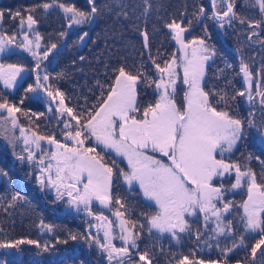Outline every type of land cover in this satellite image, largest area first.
<instances>
[{
    "label": "trees",
    "instance_id": "1",
    "mask_svg": "<svg viewBox=\"0 0 264 264\" xmlns=\"http://www.w3.org/2000/svg\"><path fill=\"white\" fill-rule=\"evenodd\" d=\"M42 1L48 0H0V5L14 9V6L21 8V5L28 7L33 4L32 8H35L33 17L37 20L34 26L42 37L39 52L40 68L37 72L39 74L45 72L49 76L47 84L51 86L50 90L64 93L65 105L72 108L74 114H83L96 109L115 81L117 73L114 70L121 66L133 75L140 73L136 86L139 105L143 107L154 103L156 92L153 90L152 81H155L159 75L155 65L159 64L163 67L165 62L176 53L173 37L166 26L167 23L175 20L186 26L185 37L196 36L205 39L208 43L210 40L217 42L218 51L207 67L203 88L210 93L213 106L225 109L234 117L244 121L245 135L241 139L242 147L238 146L236 149L250 152V157L254 156L252 161L255 160L259 164L264 162V145H260L255 139V135L256 137L258 135L256 129L248 126L249 120H254L257 125L264 121V106L257 105L256 99L248 103L245 97L240 95L244 88L240 76L242 61L249 65L255 77V86L257 83L261 88L264 86V24L254 28L248 23L260 18H258L259 7L254 5L255 0H235L234 11L238 18H233L231 23H228L229 27H224L221 32L217 26L220 21L213 17V12L216 10L223 12L226 8V0L224 2L218 0V8L215 10L212 8L211 0H148L147 4L145 0H95L98 11L92 15L91 20L71 26H68V18L71 14H65L59 7V2L44 10L38 7ZM62 1L84 12H90L92 7L89 0ZM201 7L204 8L203 14L199 11ZM239 18H244L245 23H240ZM62 32L65 35L61 36ZM84 33H87V36H84ZM145 33H147V46H145ZM81 36H84L83 40L80 39ZM52 44H56L57 47L49 52L47 59H43V52ZM8 56L17 59L23 57L22 61L28 69L25 70L26 76L23 82L15 85L13 92H8L9 103H14L19 108L25 107L28 103H35L33 97L23 100L21 95L33 66L28 62L34 64L36 59L27 58L29 56L23 51L11 52ZM1 90L4 93L3 86ZM24 94L30 95L29 92ZM221 95L225 97L224 100L220 99ZM18 116L19 125L22 121L24 123L31 121L28 120L31 119L29 117L19 114ZM61 116L58 118L47 114L45 124L39 128L36 124L35 130L41 132L39 130L48 127V134L58 141L62 140L65 131L64 122L70 117L67 114L68 117ZM37 121L40 122L41 119ZM71 122L73 125L76 123ZM29 125L33 126V123L30 122ZM8 126L7 124L6 127ZM5 135L4 129L1 128L0 141H4L5 145L0 146V172L6 175L0 176V242L10 239L11 241L32 239L39 240L41 244L48 242L49 248L44 251L29 244H22L19 249L0 248V264H110L107 253L98 247L94 239L99 237L103 243L104 230L87 225L92 222H89V215L84 216L85 211L82 210L84 205L77 208L67 202L66 195L62 199H57L54 195L56 190L47 185L46 179L43 187L38 182L37 178L41 176L40 169L47 164V159L45 165L38 163L40 157L44 155L43 143L39 149H34L35 159L29 162L26 159V151L23 154L24 160L16 159V153L11 152L7 140L3 138ZM34 146L35 144L31 145V148ZM53 146L55 145H50ZM84 146L95 148L105 161H108V156L112 155L109 149L93 144L90 137L85 140ZM260 167L264 171V163ZM255 171L256 176L263 180L264 172L259 169ZM44 175L46 178L47 174ZM116 179L117 177L114 176L113 182ZM112 185H114L112 186L113 204L111 203L113 208L117 194L124 200L132 198L143 203L147 201L137 190L135 194H129L121 180H116ZM16 193H19V197L13 201L12 197ZM93 202L96 207L103 206L97 204L95 199L91 203ZM92 212L95 216L100 214L98 210ZM112 217L113 215L108 214L105 220L107 225L109 221L111 222L112 243L116 247H122L123 241L118 238L120 231L118 225H114ZM41 221L44 225H51L53 231L49 232L47 229L42 231ZM138 225L140 227L136 224L132 229L139 234L138 249L132 250L133 264H138L139 255L144 252L149 254L152 264H176L178 261L176 259L184 256L192 260L193 256H198L200 252L195 244L196 246H193L195 250L191 255L188 249L192 247L186 245L185 240L193 237L195 232H178L174 238L171 233L159 232L156 229L149 232V225H146L144 219ZM70 234L76 235L77 239H70ZM254 245L250 242L237 244L236 247L239 249L231 252L232 256L228 258L227 264H233L236 260L249 264L253 259L256 260V264H264V254L261 249L257 250L255 258L251 257V248ZM203 250L209 252V249ZM111 264H116V261H112Z\"/></svg>",
    "mask_w": 264,
    "mask_h": 264
},
{
    "label": "snow or ice",
    "instance_id": "2",
    "mask_svg": "<svg viewBox=\"0 0 264 264\" xmlns=\"http://www.w3.org/2000/svg\"><path fill=\"white\" fill-rule=\"evenodd\" d=\"M56 2L57 0H52V3H44L38 7L47 10ZM255 2L260 13L264 15V0H255ZM89 3L92 4L90 12L59 4L65 14H71L68 18L69 26L84 24L91 20L98 9L95 0H89ZM147 3L148 0H145V4ZM211 5L214 10L217 9L218 0H211ZM234 6L235 0H226L225 11L213 12V17L220 21L221 27L225 23L230 24L233 18H238ZM26 11L29 14L25 19L20 11L9 10L5 13L3 9H0V21L6 14L12 18L19 17L21 29L26 24L28 30L33 31V25L37 23V20L31 13L35 11V8H29ZM199 11L203 14L204 8L201 7ZM239 19L240 23H245L244 18ZM248 23L256 28L264 24V20L248 21ZM166 26L172 31L173 38L183 55L179 58V62L174 56L170 62H165L163 67L159 64L155 65L159 79L152 83L155 84L158 97L154 104L149 103L143 108L142 115L138 106L136 89L140 73L133 75L123 66L114 70L117 74L106 98L94 111L89 110L83 114H74L73 109L65 105L64 93L59 90H49L51 86L42 82L48 81L49 76L41 77L37 72L35 85L29 84L25 91L37 92L43 89L50 98V103L59 97V106L56 111L60 115L67 114L70 117L64 122L65 131L63 132L65 140L70 143H61L54 136L43 137L36 133H32L31 137L25 135V128L19 125L18 114L29 116V113L22 112L16 104L9 103L2 94H0V110L6 111L7 115H0V127L9 123L13 129L19 127L21 137L15 139L23 138L27 152L26 159L29 162L35 159V153L29 147L31 144H35L39 149L40 141L46 139L49 144L55 145V151L40 157L38 163L45 165L47 159V164L41 167V176L37 179L42 187L46 179L47 185L56 190L57 199H62L66 195L70 204L77 208L84 205L85 210H89V205L94 199L108 207L112 202L111 189L114 169H116L129 185L138 183L143 195L155 202L157 211L148 217L149 232L152 229L159 232L167 231L171 232L174 238L177 236V229L179 232H184L188 227L185 214H194L197 208L201 212H211L217 220L220 219L221 209L216 208L213 201L223 198L222 186L214 187L211 182L214 176H224L225 173L234 170L235 183L232 188L241 187L242 182L247 184V199L241 205L243 208L241 220L244 228L254 233L259 232L261 235L251 248V255L255 258L257 250L264 246V182L257 183L256 173L250 167L245 166L242 170L237 162L227 163L223 158L217 159V153L223 157L225 152L232 151L237 142L243 138L244 121L234 117L227 110H218L213 106L210 93L202 87L205 64L214 55V51L206 44L205 39L199 38L186 42L184 33L187 29L181 23L173 20ZM60 35L63 36L65 33L62 32ZM34 36L35 41L29 39L25 33V42L18 47H23L31 53L37 60L36 68L39 69L41 54L34 51L33 46L39 49L42 37L39 32H34ZM84 36H87V33H84ZM84 36L80 39L83 40ZM144 37L145 46H147V33ZM14 40V35L6 37L5 34L0 33V52H3L6 45ZM56 47V44H52L43 52L42 58L47 59L49 52ZM178 67L183 68L182 82L187 86L180 105L176 101L177 80L180 78ZM24 71L25 68L22 65L0 63V82L6 88H12ZM240 72L243 73L248 85V100L252 101L253 73L249 65L243 61ZM260 89L261 85L258 83L257 95L260 97V104L264 106V90ZM240 95L244 93L241 92ZM220 99L224 100L225 97L221 95ZM49 110L51 111V108ZM138 115L140 118H137ZM71 121H75V125ZM248 126L255 128L264 142V121L257 125L254 120H249ZM89 137L94 138L97 145H103L104 148L114 151L116 155L124 157L127 160L128 171L118 169L115 161L110 166L95 148L85 147V140ZM149 151L162 154L167 159V163L163 159L149 155ZM18 158L25 159L23 155ZM0 174L6 175L2 172ZM18 197L19 193H16L12 200L15 201ZM116 204L124 207L119 198L116 199ZM231 204V201L224 204L223 211H228ZM114 214L120 218L121 234L118 238L123 241L124 246L116 247L112 243L113 233L110 221L104 228V242L102 243L99 237H96L95 243L107 253L110 264L112 261H116V264H133L132 250L138 249L139 239V234L132 230L136 224L124 219L125 213L119 209ZM208 218V215H205L206 221ZM96 219L104 221L107 218L101 215ZM230 226L231 221L228 222L229 231H231ZM44 229L53 231L51 225H44L41 221V230ZM217 230L222 233L224 228L217 224ZM70 239L76 240L77 236L70 234ZM242 241L243 237H241ZM22 244L35 245L44 251L49 248L48 242L41 244L39 240L32 239L3 241L0 242V248L19 249ZM224 251L231 252L232 248ZM138 264H152V259L147 252L139 255ZM176 264H196V262L184 256ZM198 264H205V262L200 260ZM211 264L216 262L213 261ZM224 264H227L226 257ZM237 264L240 262L237 261Z\"/></svg>",
    "mask_w": 264,
    "mask_h": 264
},
{
    "label": "rangeland",
    "instance_id": "3",
    "mask_svg": "<svg viewBox=\"0 0 264 264\" xmlns=\"http://www.w3.org/2000/svg\"><path fill=\"white\" fill-rule=\"evenodd\" d=\"M57 2H59V4H64V5L68 6L66 1L57 0ZM41 3L42 4L52 3V0L42 1ZM254 5H256V4H254ZM32 6H33V4H31L28 7L21 5V8L14 6L15 7L14 9H11V8L7 9V7L0 5V9H3L5 11V13H7L9 10L12 12L20 11L21 15L23 17H25V19H26L27 15L29 14L26 11V9L32 8ZM256 6H258V5H256ZM22 7H24V9ZM225 10H226V8H225ZM31 15H33V12L31 13ZM258 15H259L258 18L260 17L259 20H264V15H262L260 12H258ZM167 24H169V23H167ZM181 25L186 28L185 25H183V24H181ZM68 26H69V22H68ZM217 26L221 32L224 29V27L227 26V28H228L229 24L225 23L224 26L221 27L220 22H218ZM169 31L171 33V36L173 37L172 31L170 29H169ZM34 32H38L34 25H33V31H29L26 24L23 27V29H21L20 18L19 17L12 18L6 14L3 18V20L0 21V33L5 34L6 37L14 35L15 40H14V42L7 44L5 47V50L3 52H0V63L5 64V65H7V64L22 65L25 68V70H28L26 68V64H24L22 61L23 57H22V59H21V57H19V59H17V57H18V55H17L16 58H12V57L9 58L8 55H10L11 52H14V51L15 52H22L23 51L24 53H26L29 56L27 58H30V57L32 58L33 56L31 55L30 52L26 51L23 47H18V45H21L25 42L24 41V34L25 33H27L29 39L35 41ZM249 37H250V35L248 36V38ZM199 38H201V37L194 36L191 38H187L184 35V39L186 42L193 40V39H199ZM173 40H174V43L176 46V53H175V55L172 56V58L168 62H170L174 56L177 59V61L179 62V58L183 55V53L180 51L179 45L176 43L174 38H173ZM205 42L214 51V55L205 64V75H206V71H207V67H208L209 63L211 62V60H213L216 57V53L218 51V44H217V42L214 43V41H211V40H210V43H208L207 41H205ZM33 50L40 52V48L36 49L34 46H33ZM28 64L33 65V66H31V75H30L29 79L27 80V84H26V86H24V88L22 90L23 95H21L22 96L21 99L24 100L26 98L33 97L34 100L36 101L37 105H35V106L32 105L31 107H26V105H25V107L20 108L22 112H28L29 113V116H23V117L31 118V119H28L31 121H29L27 123L26 122L24 123V121H22L20 126H22V127L28 126V127L33 129L32 130L30 128L24 127L25 128V135H27L29 137L32 136V133H36V135L43 136V137L52 136L51 134H48V127L39 130L41 132H38V130H35V129H36V124H38V128L41 125L45 124L44 121L47 119L46 118L47 114L51 115V116L54 115L58 118L62 117L56 111V109L59 106L58 105L59 97H57L55 101H51V103H50L49 102L50 98L47 96L46 92L43 89H39L37 92H29L30 95L24 94V93H26L25 89H27L29 84L35 85L36 75H37V68H36L37 60L34 62V64L29 63V62H28ZM178 72H179L180 78L177 80L176 101H177V104L180 105L183 102V93H184V91L187 90V86L184 85L182 82L183 68L178 67ZM39 75L41 77H43L44 75H47V74H45V72L44 73L42 72ZM240 76L242 78V83L244 86V88H243L244 95L243 96L248 101V103H251V101L248 100V85L246 84V82L244 80L243 73L240 72ZM205 78L206 77L204 76V79L202 81V87H203V84L205 82ZM254 78L255 77L253 75V83H252V88H251V93L253 96L252 101H254L256 99L257 105H260V97H259V95H257V86H255V84H254ZM18 79H20V76H19V78H17V81H18ZM158 79H159V75L157 76L156 80H158ZM42 82L45 85H48L47 81H42ZM258 82H260V80ZM1 86H3V88L5 89L4 93L1 90ZM14 87L6 88L4 86V84L2 82H0V94H2L3 97L9 101L8 92H13ZM153 90H155V92H156L155 98H154V103H155V100L158 97V92L155 88V84H153ZM261 90H264V86H263V88H261ZM10 94H13V93H10ZM137 100H138V97H137ZM39 101H41L43 103V107L40 106ZM138 106L141 109V115H142L143 108L147 107V106L145 105V106L141 107L139 105V102H138ZM50 108H51V111L49 110ZM218 110H225V109L219 108ZM0 115L6 116L7 113L4 110H0ZM64 115L66 116V114H64ZM66 117H68V116H66ZM137 118H140L139 115ZM37 119H41V121L38 122ZM30 122L33 123V126L29 125ZM8 125H9L8 127H6V125H4L3 127H0V129L1 128L4 129L6 135L3 138H5L7 140L8 144L11 148L10 149L11 152L16 153L15 157L17 159L20 156V154L21 155L24 154L25 145L23 142V138L15 139L17 137H21L19 127H17V129L16 128L13 129L11 127L10 123ZM62 138L63 139L60 140L61 143H66V142L70 143L69 141L65 140L63 134H62ZM255 139L260 143V145H264V142H262L261 138L258 135H257V137L255 135ZM10 140H12L13 142L10 143L9 142ZM90 141H92L93 144L97 145L94 138L90 137ZM241 141L242 140L237 142V145L232 149V151L225 152L223 157H221L220 154L217 153V159L223 158L225 160V162H227V163L237 162L241 165L242 170H244L245 166H247V167H250L255 173H256L255 169L256 170L259 169L260 171L264 172L263 170H261L262 168L260 167L262 165V163L259 164V163L255 162V160H253V161L251 160V159H253L254 156L249 159V156L251 154L250 152H248L247 150L241 151L239 149H236L238 146L242 147ZM4 143H5L4 141H0V146L4 147V145H5ZM42 143H43L42 148H44L43 154L51 153V152L55 151V146L50 147L51 144H49V142L46 139L41 140L40 145ZM31 145H34V144H31ZM31 145L29 147H30V150L33 152L34 149L36 148V146H34V148H31ZM100 146H103V145H100ZM109 150L112 152V155L108 156L109 160L107 162L109 163V165L111 166L112 162L115 161L116 167L118 169H123L125 171H128L127 160L122 156L116 155V153L114 151H112L111 149H109ZM149 155H154L159 159H163L167 163V159L165 157H163V155L160 153H153V152L149 151ZM255 156H258V155H255ZM12 159H13V157H12ZM119 159H122V161H120ZM20 169L22 172H24L22 168H20ZM114 173H115L114 176L117 177V179H116L117 181L121 180L123 183H127L123 179V177L119 174V172L116 171V169H114ZM262 175H264V174H262ZM0 176H1V174H0ZM116 180H115V182H112V184L116 183ZM262 182H264V179L261 180L259 177H257V183H262ZM211 183L213 184L214 187H221L222 186L223 198L222 199H216L213 201L216 208L221 209L220 219L217 220V218L215 216H212L211 212H208V213L201 212L198 208L196 209L194 214H187V213L185 214V219L188 223V227H187L186 231L195 232L193 237H190V238L186 237L187 238L185 240V241H187L186 245H188L189 247H192V249L189 248L188 250H190V254L192 255L193 251L195 250L193 248V246L195 244H197V246L200 249L198 256L195 255L192 258V260L195 261L196 264H198V262L200 260H203L205 262V264H211V262H213V261H215L216 264H224L225 257L228 260V258L230 256H232V255H230L231 252H235L236 250L239 249L238 247H236L237 244H240V245L246 244V242H250L251 244H255L257 242V240H259L261 238V235L259 232L254 233V232H251L249 230H246L244 228V223L241 220V217L243 216V208L241 207V205H242L243 201L247 199V184L245 182H242L241 187L232 188V185L235 183V171L234 170L231 171L230 173H225L224 176H219V175L214 176ZM133 185L134 186L137 185V187L133 188L132 193L135 194L136 190L138 192H140V194L147 200L146 203L140 202V201L132 199V198H130L131 201H130V199L124 200L121 197V195L117 194V190H116L115 193L117 195H116L115 199L119 198L120 202H123L122 205L124 207H120V205H117V204H115L114 208H113V205H111V204L108 207H105L104 205L100 206V207H96L94 202H93L89 205V210H85V208L82 209L85 211L84 216L89 215L90 216L89 222H92V223H87V225L91 226L92 228L98 227L100 230H104L105 226H107V223L105 220L104 221L97 220L96 219L97 216H95L92 212L94 210H98V211H100L99 216L102 215V216L107 218L108 214L113 215L112 221H113L115 226H116V224L118 225V231H120V227H119L120 218L114 214L117 211V209H119V211L125 213V215L123 217L124 219H127L130 222L136 223L138 227H140L138 225L139 222H142V220L144 219L146 225L148 226L149 225L148 224V217L157 211V206L155 205L154 201L149 200L148 198H146L143 195V192L140 189L138 183L134 182ZM112 186H114V185H112ZM113 191L114 190L112 188L111 192L113 193ZM54 195L56 196V194H54ZM68 201H69V198L67 199V202ZM229 201L232 202L231 207L228 209V211L225 212V211H223L224 204L228 203ZM97 202H98L97 204H100L99 201H97ZM100 205H102V204H100ZM72 210H75V209H72ZM89 212H91V214H89ZM73 215L76 216V214H73ZM205 215H208V217H209L207 221L204 219ZM229 221H231V226H230L231 231H229V227H228ZM217 224H219L221 227L224 228V231L222 233L217 230ZM91 230L95 231L94 229H91ZM165 232H167V231H165ZM176 232L178 234L179 230L177 229ZM168 233L170 234L171 232H168ZM210 237L213 238L214 240L213 239L209 240ZM241 237H243L242 242H241ZM9 241H11V239ZM137 244H138V242H137ZM233 245H235V247H233ZM204 248L209 249V252L204 251L203 250ZM223 248H225V249L232 248V251L225 253V251H224L225 249H223ZM173 249L176 251H180L177 248H173ZM174 253L175 252H173V254ZM176 260H180V259H176ZM238 261L240 262V260H238ZM233 262H234L233 264L236 263V261H233ZM227 263H229V262L227 261Z\"/></svg>",
    "mask_w": 264,
    "mask_h": 264
},
{
    "label": "flooded vegetation",
    "instance_id": "4",
    "mask_svg": "<svg viewBox=\"0 0 264 264\" xmlns=\"http://www.w3.org/2000/svg\"><path fill=\"white\" fill-rule=\"evenodd\" d=\"M26 74V72H23L21 75H20V79H18V81H16V84L15 85H18V84H21L22 82H23V80H24V77L26 76L25 75ZM19 78V77H18ZM40 102V106L41 107H43V103L41 102V101H39ZM35 106V105H37V103H36V101H35V103H28L27 105H26V107H31V106ZM34 117V116H33ZM124 184V187L126 188V190H127V192L129 193V194H133L132 193V190H133V188H135V187H137V185H129L128 183H123ZM130 198H128V200H129ZM249 264H256V260L255 259H253Z\"/></svg>",
    "mask_w": 264,
    "mask_h": 264
}]
</instances>
